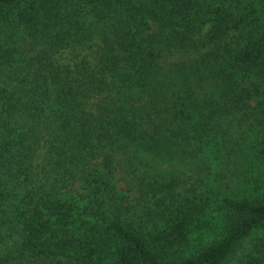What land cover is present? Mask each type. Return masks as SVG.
<instances>
[{"label":"trees","instance_id":"trees-1","mask_svg":"<svg viewBox=\"0 0 264 264\" xmlns=\"http://www.w3.org/2000/svg\"><path fill=\"white\" fill-rule=\"evenodd\" d=\"M0 264H264V0H0Z\"/></svg>","mask_w":264,"mask_h":264},{"label":"rangeland","instance_id":"rangeland-1","mask_svg":"<svg viewBox=\"0 0 264 264\" xmlns=\"http://www.w3.org/2000/svg\"><path fill=\"white\" fill-rule=\"evenodd\" d=\"M67 56H68V54L62 55V56L60 57V60H62V58H67ZM121 188H123V186H121Z\"/></svg>","mask_w":264,"mask_h":264}]
</instances>
